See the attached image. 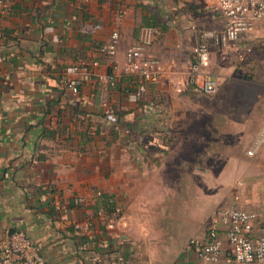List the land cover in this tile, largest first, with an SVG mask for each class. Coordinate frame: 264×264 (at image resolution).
I'll return each instance as SVG.
<instances>
[{
	"label": "crops",
	"instance_id": "0c3cea01",
	"mask_svg": "<svg viewBox=\"0 0 264 264\" xmlns=\"http://www.w3.org/2000/svg\"><path fill=\"white\" fill-rule=\"evenodd\" d=\"M216 1L11 0L10 14L0 13V256L2 241L23 229L43 242L50 264H259L234 261L225 233L215 263L190 241L206 235L236 192L261 215L253 237L264 233V93L255 120L251 110L240 121L253 129L233 157L215 151L234 143L216 140L200 122L204 112L191 106L201 94L185 75L151 84L135 100L138 76L123 72L127 48L154 26L162 33L150 52L185 70L197 43L192 27L225 24ZM255 27L241 38L253 46L246 62L212 48L216 77L215 64L250 63L264 45ZM115 32L118 51L105 55L100 47ZM93 61V78L78 93L67 88L64 81L78 76L65 68ZM111 73L115 86L106 80ZM79 197L85 201L77 204ZM117 207V220L99 216ZM90 216L89 231L75 229Z\"/></svg>",
	"mask_w": 264,
	"mask_h": 264
},
{
	"label": "built area",
	"instance_id": "2783aa9c",
	"mask_svg": "<svg viewBox=\"0 0 264 264\" xmlns=\"http://www.w3.org/2000/svg\"><path fill=\"white\" fill-rule=\"evenodd\" d=\"M214 11L225 19V24L222 28L199 25L192 27L197 43L191 49L193 60L187 64L185 70L181 69L178 63L166 64L162 58L150 52V48L162 33L157 26L145 28L140 41L127 48L123 72L126 75L138 76L137 90L132 95L135 100L143 96L149 85H157L165 78L180 75H185V81L199 94H215L219 83L218 78L211 71L213 47L233 50L239 62L247 61L253 46L242 45L241 38L251 32L259 20L264 19V0H217ZM10 12L11 0H0V13L8 15ZM119 40L120 34L113 33L111 38L100 47V51L105 55L116 54ZM98 65V61H93L67 66L65 72L78 77L67 79L64 84L78 93L80 85L93 78ZM106 80L109 86H115L117 76L108 74ZM181 82L174 83L177 91L183 89ZM2 142L0 122V146ZM247 153L254 155L255 149L251 148ZM84 201L85 199L81 197L75 199L77 204ZM234 202L218 209L207 228L206 235L192 238L190 245L205 262L215 263L222 255L224 240L221 234L225 233L234 261L264 264V233L256 238L253 237L254 223L261 218V215L243 207L238 192L234 193ZM122 213V208L117 207L113 210H102L99 216L115 221ZM93 219L90 216L85 222H76L74 227L76 230L87 232L93 225ZM43 248V242L33 240L25 230H15L1 243L0 264H50L43 254Z\"/></svg>",
	"mask_w": 264,
	"mask_h": 264
},
{
	"label": "rangeland",
	"instance_id": "374dc122",
	"mask_svg": "<svg viewBox=\"0 0 264 264\" xmlns=\"http://www.w3.org/2000/svg\"><path fill=\"white\" fill-rule=\"evenodd\" d=\"M252 35L259 40H264V19L255 27ZM229 53L233 54L236 60V52L230 50ZM262 59H264V45H259L255 49V54H253L250 63L240 64L239 67H236L235 64H230L229 67L228 64L222 67L215 64L213 72L217 74L220 82L217 92L211 95L201 94L193 100L191 108L204 112L200 113L202 114L200 122H205L208 125V129L214 138L234 143V145L215 144V151L221 155L228 152L227 154L230 156H239L242 152V144L238 146V142L242 141L245 145L246 139L251 136L248 132L253 128L245 127L243 129L240 127V121H243L251 110L253 112L252 120H255V114L258 113L255 110L257 109L256 100L264 93V86L262 85L264 82V63ZM259 113L261 114V112ZM210 124L213 127H210ZM240 128L243 132L240 131ZM226 146L230 147V151ZM249 158L251 160L253 157ZM249 168L253 169V166ZM240 180H244V178L241 177Z\"/></svg>",
	"mask_w": 264,
	"mask_h": 264
},
{
	"label": "trees",
	"instance_id": "16d2710c",
	"mask_svg": "<svg viewBox=\"0 0 264 264\" xmlns=\"http://www.w3.org/2000/svg\"><path fill=\"white\" fill-rule=\"evenodd\" d=\"M136 91V90H135Z\"/></svg>",
	"mask_w": 264,
	"mask_h": 264
},
{
	"label": "water",
	"instance_id": "95a60500",
	"mask_svg": "<svg viewBox=\"0 0 264 264\" xmlns=\"http://www.w3.org/2000/svg\"><path fill=\"white\" fill-rule=\"evenodd\" d=\"M12 233V232H11Z\"/></svg>",
	"mask_w": 264,
	"mask_h": 264
}]
</instances>
